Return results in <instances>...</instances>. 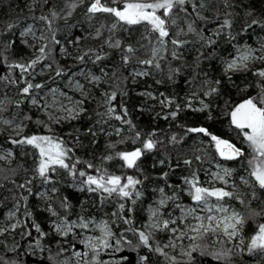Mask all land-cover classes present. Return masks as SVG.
Returning <instances> with one entry per match:
<instances>
[{"label":"trees","instance_id":"16d2710c","mask_svg":"<svg viewBox=\"0 0 264 264\" xmlns=\"http://www.w3.org/2000/svg\"><path fill=\"white\" fill-rule=\"evenodd\" d=\"M127 1L101 3L122 9ZM93 2L0 0V119L21 128L13 130L0 121V148L12 152L8 160L0 159V264H69L82 259L78 232L64 235L54 223L91 216L105 218L113 228L120 242L117 264H264V249L251 244L239 255L216 259L218 253L205 248L210 245L205 239L191 260L178 259L162 247L159 234L151 232L147 215L161 189L170 196L165 211L178 202H192L186 181L195 179L203 187L208 170L219 164L230 171L226 189L232 195L225 201L243 211L244 233L254 237L264 223V189L256 181H241L240 176L252 171L251 153L231 119L237 104L264 96V77L258 74L264 70V0H185L167 18L175 23L166 25V37L147 22L129 25L111 13H90ZM32 25L39 28L40 39L22 35ZM237 48L261 52L248 67L226 70ZM33 60L37 63L27 67ZM147 60L152 63H142ZM138 67L146 72H133ZM83 72L91 79L80 77ZM28 83L41 87L25 94L22 89ZM113 93L115 99L110 100ZM70 94L72 106L59 101L51 107ZM198 128L207 132L189 131ZM32 136L63 141L71 150L65 162L75 164L77 175L56 165L54 171L49 169L48 180L42 178L39 150L12 143ZM212 136L236 142L243 154L222 158ZM149 138L155 143L151 150L143 148ZM138 148L142 155L136 167L128 168L118 154ZM80 171L132 176L141 183L131 198L109 195L89 191ZM51 186L42 196L41 190ZM15 221L18 226H12ZM139 231L150 234L148 246L140 241Z\"/></svg>","mask_w":264,"mask_h":264},{"label":"snow or ice","instance_id":"6c2138e0","mask_svg":"<svg viewBox=\"0 0 264 264\" xmlns=\"http://www.w3.org/2000/svg\"><path fill=\"white\" fill-rule=\"evenodd\" d=\"M185 4V0H139V2H135V0H130V2H126L123 5V9H118L116 7H108L105 6V4L101 3V0H94L93 3H91L90 7L88 8V11L90 13H97V12H105V13H111L113 14L117 19L118 22H124L129 25L138 24L142 22H147L149 25H151L152 30L158 32L160 37H166L169 35L166 25L170 23H175V20L169 21L167 18L170 17L172 14L173 8L180 6L181 8ZM73 8H75V4L73 3L71 5ZM162 13L158 15V11H161ZM41 19H47L46 17H41ZM225 25H228L229 22L226 20ZM253 23H259L258 21H253ZM115 27V25H113ZM28 31H31L29 28ZM189 31H192L191 25H189ZM25 33H22L24 35ZM56 43H59V41H55ZM172 43L176 44L178 41L173 40ZM129 52L133 51L131 48L128 49ZM40 52H44V48L42 47L40 49ZM80 59H83V57H80ZM97 59H100V56H97ZM243 60H247L248 56L242 57ZM125 60H127V57H125ZM37 63V60L31 61L30 65L27 67H32ZM142 63L151 64V60L143 61ZM246 66V65H245ZM16 67H19L23 70L25 69L24 65H16ZM236 67L235 62L230 63L228 65L229 69H232ZM260 76L264 77V70L260 71L258 73ZM33 87L39 88L40 85H32L31 83H28L23 89L22 92L27 94L29 93V90ZM111 99H115V93L112 94L110 97ZM33 103H36L35 100H33ZM207 107V105H205ZM109 111H113V109H109ZM126 112V110H125ZM175 116V113L172 114ZM232 121L236 126L240 129H249L250 131L244 132V136L246 137L247 142L253 149V153L255 154L253 156V159L249 161V163L253 166L252 171L250 173L251 176L255 178V181L259 185L260 188H264V161L258 160V157H264V96H258L254 98H249L245 100L243 103L239 104L235 110L231 113ZM117 119H122V117H117ZM5 123H10L8 121H5ZM189 131L192 132H207L204 128H198V129H189ZM139 134L137 133V137ZM175 139V137H173ZM212 140L216 142V146L219 149L220 155L224 156L227 159H233L236 157L241 156L243 153L241 150L237 147H235L233 144L228 143L226 140H221L216 136H212ZM12 143L14 144H29L33 145L35 148L39 150L40 156L43 158L40 161L39 167H38V173L39 175L44 178L45 180H48L49 177L47 176V173L49 169L51 168L53 171L55 168L53 166H60L65 169H68L72 175H77L75 172V164H69L65 162V158L68 155V152H70V149H67L63 147V141L54 142L52 137L48 136H32V137H25L20 140H12ZM155 147L154 141L149 138L145 143L143 144L144 149L151 150ZM11 155V153H9ZM122 160L125 161L126 166L128 168L136 167V161L139 157L142 155L141 149H136L132 152H122L118 154ZM5 157L0 156V159H4ZM111 159V157H109ZM199 159V158H198ZM185 163H190V161H185ZM89 168L92 167V165H88ZM225 174L230 175V171L225 169ZM80 177H85V179L82 181L83 184H86L88 186L89 191H96V190H102L105 193H108L109 195L113 193H117L118 195L122 197H128L131 198L132 196V190L135 189V186L141 181L139 179H134L132 176H126L122 178L121 176L116 175H106V174H100L99 176H93L88 175L84 171H80L78 173ZM166 175V174H165ZM122 179L126 182L122 183ZM191 185V195L192 199L198 203L203 202L205 205H207V201L209 197H215L217 200H223L225 197H230L232 193L225 191L223 189H208L202 186L197 185V181L195 179L191 181H186ZM94 186V187H93ZM21 187H24L21 185ZM161 192H163V189H161ZM137 196H139V192L136 193ZM135 202V201H133ZM161 204H164L165 201L161 200ZM121 208H123V205H121ZM213 209L211 206L208 207V211L211 212ZM219 210L223 212H227L228 210L224 208L223 206H219ZM196 209H188V213H194ZM53 215L55 213L53 212ZM156 213L153 212V216H155ZM197 220H200V223L196 227H192L191 231L199 233L201 229H203L204 232H207L209 230L214 231L215 228L212 226V222L216 221V227H220L221 223L224 224V231L227 235L233 236L236 234L237 225L243 223V218L239 216L238 213H233L231 216L224 217L223 220L217 221L215 217L208 216V224L205 225L203 222V218L196 217ZM234 221V222H233ZM171 223H175V220H172ZM83 227H87V224L82 225ZM169 226V221L164 220L163 221V227L167 228ZM150 228H156L159 227L158 224H151L148 225ZM67 229V231H70L72 228L71 224H66L63 227L58 226L57 231H61L62 234L66 235L67 231L64 229ZM232 229L231 232L228 230ZM105 235H110L111 233L108 231L107 225H104ZM37 231H39V227L37 226ZM173 232H176V229H172ZM140 241L145 245H149V238L150 234H146L144 231H139L138 233ZM180 235H184L183 232L180 233ZM191 239H195V236L191 237ZM252 248H261L264 249V224H261L259 226V230L256 236L253 237L251 241ZM88 246L93 248L95 250L96 245L91 243V241L88 242ZM103 246L108 247V241L107 239H104ZM196 248L193 246L191 250L185 253V255L188 256L189 260L192 259V251H195ZM251 250V249H250ZM156 251H162L160 248H157ZM202 255L204 253H201ZM76 255H80V253H76ZM86 255V254H85ZM216 259H222L221 254H215ZM146 259V257L142 258ZM175 259V258H173Z\"/></svg>","mask_w":264,"mask_h":264},{"label":"rangeland","instance_id":"374dc122","mask_svg":"<svg viewBox=\"0 0 264 264\" xmlns=\"http://www.w3.org/2000/svg\"><path fill=\"white\" fill-rule=\"evenodd\" d=\"M130 2V1H127ZM135 2H139V0H135ZM126 3V2H125ZM123 9V7H122ZM121 9V10H122ZM31 31L25 30V34L29 35L32 39L37 38L40 39L41 35L39 32V28L32 25L30 27ZM237 53L232 57L230 60H227L225 68L226 70H230L228 68V65L230 63L235 62L236 67L232 68L231 70H242L249 66V64L252 62L253 59L258 57L260 55L261 49L254 48V51L245 48V51L243 49L237 48ZM248 56L247 60H243L242 57ZM246 65V66H245ZM133 72L135 73H145L146 69L142 67H138L136 69H133ZM89 72H83L80 73L79 76H86L87 78H90ZM74 89V88H73ZM65 97L71 98L70 95H65ZM69 98L67 100H60L58 98L55 100L54 103H50L52 108H55L57 104H59V101L65 102V105H68L69 107L72 106L70 103ZM245 101V100H244ZM243 101V102H244ZM241 102V103H243ZM239 103V104H241ZM237 104L232 112L235 110V108L239 105ZM67 107V111H72L71 109ZM61 109V107L59 108ZM57 109V110H59ZM231 112V113H232ZM232 119V116H231ZM0 121L4 123L7 127L10 129H21L20 124L9 120L5 118H1ZM5 121H8L10 123H5ZM233 122V121H232ZM234 124V123H233ZM236 128V124H234ZM241 133L250 131L249 129H240ZM242 142L244 145L248 146V149H250L251 153V159H253V156L255 155L253 153V149L249 145V143L246 140V137H241ZM240 139V137L238 138ZM225 140V139H222ZM228 143L235 145L237 148L243 150V148L238 145L236 142H231L229 140H226ZM216 143V142H215ZM217 147V146H216ZM218 149V148H217ZM132 152V151H130ZM243 152V151H242ZM11 153V155H9ZM218 154L220 155L219 149ZM0 156L5 157L4 159L8 160L12 156V152L9 149L0 148ZM221 156V155H220ZM222 158L224 156H221ZM258 160L264 161V157H258ZM249 160V161H250ZM251 168L253 166L249 163ZM214 169L208 170L207 176L205 177L203 187L208 188L210 190L212 189H223L225 191H228L226 187L231 185V179L227 177L225 174V168L224 166H221L219 164L214 165ZM249 173V172H248ZM251 173V172H250ZM250 173L246 175H242L241 181L244 184H250L251 182L255 181V178L250 175ZM255 183V182H254ZM76 185V184H75ZM51 187H46L41 190L42 196H46L48 193V190H51ZM264 189V188H263ZM187 195H191V186L187 188L186 190ZM231 198V197H230ZM164 200L165 203L161 204L160 201ZM170 200L169 195H165L163 192L158 193V197L155 199L152 206H150L148 210V225L151 224H158L159 227L156 228H150L151 232L155 235L159 234L160 238H162L163 244L162 247L167 250L168 253H171L173 256H175L178 259H189L187 255H185L186 252L191 250L193 246H195L196 250H201V246H203L202 240L205 239V241L209 242L210 247L205 246L209 252L218 253L222 256H227L229 254H240L246 251V249L250 246L251 241L253 239V235H247L244 233V227H245V217L243 211L236 209L232 204L225 201V198L223 200H217L215 197H209L207 201V205H205L203 202H196L192 199V202L190 203H176L173 207H171L168 211H165V208L168 206V202ZM212 207V211H208V207ZM219 206H223L228 211L223 212L219 210ZM188 209H196L194 213H188ZM153 212L156 213L155 216H153ZM233 213H238L240 217L243 218V223L237 225L236 234L233 236H229L224 231V224L221 223L220 227H216V221L212 222L213 228H215L214 231L209 230L207 232H204L203 229L199 233L191 231L192 227H196L199 225L200 220H197L196 217L203 218V222L205 225H207L209 222L207 220L208 216H213L216 218L217 221L223 220L224 217L231 216ZM168 220L169 226L167 228L163 227V221ZM172 220H175V223H171ZM234 222V221H233ZM66 224H71L72 228L70 231H67L65 228L64 230L67 231V233H73L78 232L80 241L82 242L84 249L81 252L82 253V259L77 260H70L69 264H117L115 261L118 260V253L120 242L114 237L113 234V228H111L110 224L107 222V220L103 217H76L73 221H68L65 219L56 220L54 223V228L57 231V227H63ZM87 224V227H83L82 225ZM107 225L108 231L111 233L110 235H105L104 225ZM264 224V223H261ZM12 226H18V222H13ZM172 229H176V232H173ZM229 232L232 231V229L228 230ZM60 232V231H58ZM183 232L184 235H180V233ZM195 236V239H191V237ZM256 236V235H255ZM202 238V239H201ZM104 239H107L109 246L104 247L103 241ZM91 241V243L96 245L95 250L93 248L88 246V242ZM195 251H192L195 252ZM191 253V255H192ZM86 254V255H85ZM262 256H264V253H262Z\"/></svg>","mask_w":264,"mask_h":264},{"label":"water","instance_id":"95a60500","mask_svg":"<svg viewBox=\"0 0 264 264\" xmlns=\"http://www.w3.org/2000/svg\"><path fill=\"white\" fill-rule=\"evenodd\" d=\"M235 146V145H234ZM236 147V146H235ZM241 150V149H240ZM241 152H242V150H241Z\"/></svg>","mask_w":264,"mask_h":264}]
</instances>
